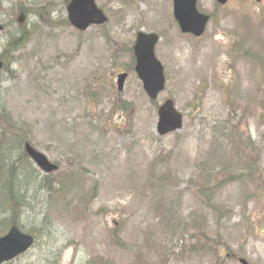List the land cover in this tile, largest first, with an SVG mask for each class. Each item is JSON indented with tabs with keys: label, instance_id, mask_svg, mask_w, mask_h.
Returning <instances> with one entry per match:
<instances>
[{
	"label": "rangeland",
	"instance_id": "1",
	"mask_svg": "<svg viewBox=\"0 0 264 264\" xmlns=\"http://www.w3.org/2000/svg\"><path fill=\"white\" fill-rule=\"evenodd\" d=\"M28 1L4 2L8 10L0 4L2 19L7 23L4 14ZM112 1L96 0L108 17L104 27H91L81 37L70 27L53 36L35 33L14 56L10 70L15 75H1L0 105L15 125L31 127L29 143L58 165L63 181L80 180L81 190L97 186L93 199L86 192L87 198L77 203L68 193L66 204L45 206L56 245L44 241L17 263L53 261L65 247L59 264H85L95 257L105 264H239V258L264 264V183L257 185L259 190L241 181L222 187L212 199L215 213L196 190L204 169L232 155L221 141L227 124V131L239 128L251 137L264 169V78L245 56V51L264 56V0L260 5L229 0L221 7L215 0H199L201 10L212 16L200 39L177 30L171 0H140L125 9ZM25 20L30 28L38 23L34 17ZM137 31L163 34L155 54L166 83L157 103L172 99L183 114V127L173 134H156L157 106L136 76L130 73L116 95L122 67L111 55L123 49L113 45L126 42L125 48L130 47ZM33 52L48 62L40 90L30 63L23 61ZM94 70L98 83L88 101L79 84ZM120 107L125 108V123L122 114L114 113L101 129L99 117ZM165 167L169 180L156 182ZM192 245L198 249L190 253ZM183 246L188 247L177 256Z\"/></svg>",
	"mask_w": 264,
	"mask_h": 264
},
{
	"label": "trees",
	"instance_id": "2",
	"mask_svg": "<svg viewBox=\"0 0 264 264\" xmlns=\"http://www.w3.org/2000/svg\"><path fill=\"white\" fill-rule=\"evenodd\" d=\"M36 15H39L36 13ZM44 27L54 28L63 30L69 27L66 18L57 21L56 23L50 20L42 22L36 29L31 28L30 30L26 26L17 27V31L14 35L8 37V39H2L3 47L0 49V60L3 62V68L0 72L1 75L9 74L11 77L15 75L13 70H10L12 64V54L14 51L21 47H25L31 40L33 36V31L44 33ZM83 34L79 33L81 37ZM123 52H114L111 57L115 63H119V66L128 68L132 71L133 57L131 47L121 48ZM245 56L253 60L258 67V74L260 77L264 78V58L253 53H248L245 51ZM126 59L130 60L132 64L127 67ZM124 62V64H123ZM111 64V66H114ZM46 67L43 63L38 62L37 73L40 77H43ZM97 71L95 70L93 76H95ZM1 79V78H0ZM2 80V79H1ZM4 80V79H3ZM2 80V81H3ZM43 80L36 77V88L40 90V83ZM94 79L89 81V85L84 88L87 91L83 92V97L85 95L88 98L94 95L91 90H95L93 87ZM1 95V94H0ZM264 96V94L262 95ZM89 101V100H88ZM114 105H112V108ZM260 118L264 120V98L260 103ZM125 108L120 107L119 110L110 112L103 118H100L101 129L107 126L112 120V115L116 112L125 114ZM10 118V115L6 112L3 105H0V167L4 171V175L0 177V181H4L0 185V236L3 235L10 226L15 225L21 231L35 236L36 243L34 247H38L44 241L46 243L51 242L49 245L52 247L56 245L55 237L49 238L52 234V219L48 216V213L43 211V208H51L52 204L56 203L54 201L55 196H63L64 192H74L77 202H82L87 197L84 196L86 192L89 193V199L94 198L97 191L96 183L88 187L87 189L81 190L82 182L78 180V183H68L63 181L60 173L49 176H40L38 170L33 166V164L28 159L24 151V143L31 142L32 140L31 127L15 125ZM228 122V120H226ZM21 123V122H19ZM230 124L225 125L221 129V141H225L227 145L231 148L232 155L228 160L224 162H219L214 160L212 166L209 165L208 170H203V175L201 181L196 184V190L199 199L202 203H206L207 207L215 213V206L212 204V199L218 190L229 184H234L241 181L243 185L250 183L255 186V189L259 190L260 183H264V169L261 165V150L255 146L249 135L245 136L243 130L230 129L227 131ZM119 127V126H118ZM30 135V138H28ZM168 168L159 176H156V182L168 181L169 174ZM43 188V192L40 190ZM163 188V187H162ZM46 196V201H40V197ZM82 193V194H79ZM42 196V197H43ZM40 201V206L37 205ZM219 218V215H218ZM27 220L31 225L26 226L22 221ZM38 227V230L35 228ZM201 230L199 229V232ZM204 232H201L203 234ZM202 237V236H200ZM177 240H183L182 236L177 238ZM217 246H221V241L217 240ZM184 244V243H183ZM182 246V245H181ZM180 246V247H181ZM188 246H183L181 253L176 252L177 256H181ZM202 249V247H199ZM198 249L196 245L188 248L187 251L190 253L195 252ZM63 252V248H60L59 253L54 257L53 261L48 258L44 259L43 263L40 264H59L58 259ZM21 259V258H20ZM17 258L14 262H9L7 264H18L20 260ZM105 264L100 257L90 258L85 264Z\"/></svg>",
	"mask_w": 264,
	"mask_h": 264
},
{
	"label": "water",
	"instance_id": "3",
	"mask_svg": "<svg viewBox=\"0 0 264 264\" xmlns=\"http://www.w3.org/2000/svg\"><path fill=\"white\" fill-rule=\"evenodd\" d=\"M220 4H225L227 0H217ZM259 2V0H254ZM197 0H173L174 18L178 22L183 33L200 36L204 32L207 16L199 14L196 10ZM68 19L72 26L78 30H85L90 25H102L107 18L96 7L94 0H72L67 8ZM158 37L154 34L139 33L134 45V54L137 65L135 71L142 81L144 90L149 98L154 101L164 88L163 68L154 57V46ZM2 63L0 61V69ZM126 74L118 76V91L123 89ZM159 122L157 131L159 135L181 128L182 117L175 110L174 103L167 100L158 110ZM28 156L44 172L50 173L57 169L47 158L35 151L28 144L25 145ZM33 244V237L22 234L16 227L0 238V264L13 260L17 256L26 252ZM240 264H249L246 260H239Z\"/></svg>",
	"mask_w": 264,
	"mask_h": 264
},
{
	"label": "flooded vegetation",
	"instance_id": "4",
	"mask_svg": "<svg viewBox=\"0 0 264 264\" xmlns=\"http://www.w3.org/2000/svg\"><path fill=\"white\" fill-rule=\"evenodd\" d=\"M61 1H62V0H53V3H52V7H53V8H52L51 10H52V11H53V10H56V11L59 12L60 9H61V8H60V7H61Z\"/></svg>",
	"mask_w": 264,
	"mask_h": 264
},
{
	"label": "bare ground",
	"instance_id": "5",
	"mask_svg": "<svg viewBox=\"0 0 264 264\" xmlns=\"http://www.w3.org/2000/svg\"><path fill=\"white\" fill-rule=\"evenodd\" d=\"M36 7H38V5H36ZM7 10H8V8H6ZM6 10V11H7ZM0 16H2V15H0ZM1 166V165H0ZM4 175V171H3V169L0 167V177L1 176H3ZM4 181H0V185H2L1 183H3Z\"/></svg>",
	"mask_w": 264,
	"mask_h": 264
}]
</instances>
